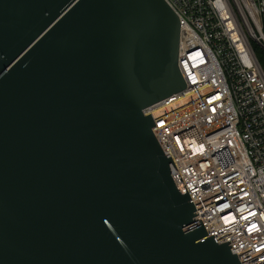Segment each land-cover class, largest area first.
<instances>
[{"label": "water", "instance_id": "water-1", "mask_svg": "<svg viewBox=\"0 0 264 264\" xmlns=\"http://www.w3.org/2000/svg\"><path fill=\"white\" fill-rule=\"evenodd\" d=\"M180 35L165 0H0V264H240L143 113Z\"/></svg>", "mask_w": 264, "mask_h": 264}, {"label": "built area", "instance_id": "built-area-1", "mask_svg": "<svg viewBox=\"0 0 264 264\" xmlns=\"http://www.w3.org/2000/svg\"><path fill=\"white\" fill-rule=\"evenodd\" d=\"M185 83L146 108L206 232L240 264H264V0H165Z\"/></svg>", "mask_w": 264, "mask_h": 264}, {"label": "trees", "instance_id": "trees-1", "mask_svg": "<svg viewBox=\"0 0 264 264\" xmlns=\"http://www.w3.org/2000/svg\"><path fill=\"white\" fill-rule=\"evenodd\" d=\"M252 49L259 65L261 66L264 72V52L260 50L257 46H252Z\"/></svg>", "mask_w": 264, "mask_h": 264}]
</instances>
